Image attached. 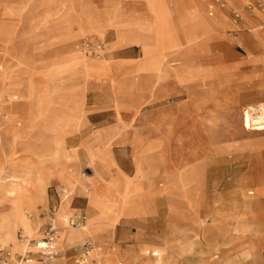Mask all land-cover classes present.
<instances>
[{"label":"rangeland","instance_id":"1","mask_svg":"<svg viewBox=\"0 0 264 264\" xmlns=\"http://www.w3.org/2000/svg\"><path fill=\"white\" fill-rule=\"evenodd\" d=\"M189 1L200 8L203 23L195 18ZM234 1L226 0L223 14L215 12L209 17V0H204L205 4L200 0H44L41 7L20 0L21 9L14 0H0V175L9 180L14 173L22 176L18 184L34 201L24 215L28 219L32 214V221L28 219L32 227L28 230L16 223V246L2 243L0 247L12 254L36 252L35 245L25 246V250L17 232L31 236L39 230L41 221L36 215L51 204L54 191L61 186L71 195L56 212L59 231L55 246L62 264L65 258L66 264H74L78 256L77 248L66 253L63 248L86 241L93 244L88 264H106L116 249L134 255L141 248L145 249L139 264H148L147 250L162 253L159 264H264V133L244 135L238 122L247 105L264 102V64L249 62L253 35L264 33V14L256 16L263 22L243 16V21L234 25L232 13L243 15L245 5L258 0H241L238 6L232 5ZM23 8L29 12L25 19L35 24L32 30L22 18ZM143 8L149 20L136 19ZM15 19L19 21L17 28ZM145 22L153 26L146 27ZM118 39L124 47L115 45ZM87 44L93 47V54L85 52ZM11 45L14 58L8 50ZM180 58L192 60L179 62ZM170 61L173 65L166 68ZM217 65L224 68L219 83L214 82L221 72L215 69ZM57 69L64 71L56 73ZM75 72L77 77L64 80ZM158 76H176L165 82L169 96L157 93ZM78 83L82 86L77 90L59 92L63 85ZM190 84L199 90L186 93ZM163 96L165 106L177 107L172 135L167 133L161 146L163 135L153 115L158 109L157 98ZM97 105L106 112L101 114L103 110ZM142 110L147 112L142 114ZM107 114L115 121L116 132L109 145L93 148L94 153L86 142L98 135V131H91L100 123L112 122L109 116L101 117ZM196 116L197 122L193 119ZM15 123L21 127H14ZM88 132L91 134L85 138ZM123 139L127 141L118 143ZM225 149L228 155L222 154ZM80 152L82 161L76 160ZM190 155L192 160H185ZM181 162L191 166L190 172L196 176L184 189L183 176L177 186L169 178L173 173H188L181 169ZM105 172L112 178L144 182L151 179L148 175L152 172L149 190L159 197L148 222L120 225L111 240L104 239L110 240L111 246L100 241L108 232L94 225L97 212L93 208H88L91 215L81 228L62 226L74 211L80 212L79 191L92 205H108L112 190L118 207L140 198V192L127 188L128 184L108 181ZM136 173L148 178L135 179ZM23 181L28 185L23 186ZM143 185L147 189V183ZM42 193L47 194L46 205L35 212L33 207L41 203ZM7 206L10 203L4 202L3 211ZM63 208L66 211L61 214ZM173 208L176 214L170 216ZM119 214L113 212L109 221L116 222ZM85 230H90V235L80 244L64 242L67 235ZM249 247L260 252L248 257ZM97 248L102 254L95 260Z\"/></svg>","mask_w":264,"mask_h":264},{"label":"crops","instance_id":"2","mask_svg":"<svg viewBox=\"0 0 264 264\" xmlns=\"http://www.w3.org/2000/svg\"><path fill=\"white\" fill-rule=\"evenodd\" d=\"M18 1H20V0H14V5L15 6H18V5H20V3L18 2ZM62 2H64L65 0H61ZM103 1H105V0H103ZM201 1V3H203V4H205V2H204V0H200ZM23 2H29L30 3V5H36V6H38V7H41V6H44V0H23ZM197 2V1H196ZM38 3H41V4H38ZM198 3V2H197ZM242 3V1L241 0H235L234 2H233V4L232 5H234V6H238V5H240ZM231 5V6H232ZM143 7H144V5H143ZM18 8L19 9H21L19 6H18ZM24 9V15H23V20H24V22L26 21V23H28V27H29V30L31 29H33V27H35L34 25V23L32 24V25H30L29 24V21L27 20V19H25V18H27V15H28V10L26 9V8H23ZM35 11H38L39 13H41L42 14V12L43 11H41V10H39V9H34ZM35 11H33V10H31V18H34V12ZM161 11V10H160ZM162 12V11H161ZM216 14L217 15H221L222 13L221 12H219V11H217L216 12ZM30 15V14H29ZM41 17V16H40ZM138 18H140V19H148L149 20V18H148V16H147V14H146V12H145V10H144V8H143V10L140 12V13H138V15H137V17H136V19H138ZM35 19V18H34ZM135 19V20H136ZM246 19V18H245ZM256 20H257V22H263V21H261V20H259V18H255ZM134 20V21H135ZM15 23H16V28L18 27V22L19 21H16V19L15 20H13ZM134 21H132V22H134ZM35 23H36V21H34ZM40 22H42V19L40 20ZM124 23H130V21H123ZM146 27H149V28H151L152 26H153V24L151 23V22H145V23H143ZM112 28V27H111ZM86 29H87V27H86ZM85 29V30H86ZM114 29V28H113ZM217 30H219V29H217ZM86 31H88V29L86 30ZM115 31V30H114ZM16 32H17V34L19 33L18 32V30L16 29ZM116 33H117V31H115ZM78 33V32H77ZM77 36V35H76ZM75 37V36H74ZM16 40V39H15ZM14 43V42H13ZM124 43L121 41V40H117V42H115V45H117V46H123L124 47V45H123ZM13 45V44H12ZM12 45L9 47V52L10 51H12V56H13V58H14V54H13V49H10L11 47H12ZM128 46H131V45H128ZM136 46V45H135ZM150 46V45H149ZM152 46V45H151ZM150 46V47H151ZM81 47H82V43L80 44V49H81ZM93 48V47H92ZM249 50H250V52L252 53V58H251V61H249V62H252V63H263L264 64V33H256V34H254L253 35V37H252V43L249 45ZM254 53V54H253ZM140 54H141V49H140ZM142 54H143V52H142ZM141 54V56H140V58L143 56ZM72 55V54H71ZM75 56V55H74ZM76 57V56H75ZM12 58V57H11ZM24 58V57H23ZM140 58L138 59V60H140ZM24 59H26V58H24ZM181 59L182 58H180V60H179V62H181ZM186 59H188V60H192V59H189V58H186ZM185 58L184 59H182L184 62H187V60H186ZM138 60H136L135 62H137ZM77 62V61H76ZM121 63H131L132 64V62H121ZM134 63V62H133ZM77 64V63H76ZM76 64H74V65H76ZM78 64H80V65H82L81 64V61H78ZM108 65V64H107ZM174 65H175V63H174ZM208 65H210L211 67H212V65L210 64V62H208ZM86 66H88V63L86 64ZM108 66H110V67H112V65H108ZM71 67V66H70ZM212 68H214V67H212ZM218 68H220L221 69V72H219L217 75H216V78L214 79V82H221V80H223V78H224V74L222 73L223 72V70H224V68L223 67H221V65L220 66H218L217 65V67H215V69H218ZM69 69V68H68ZM68 69H66V70H68ZM0 70H1V65H0ZM71 70V69H70ZM62 71H64V70H58L57 69V71H56V73H60V72H62ZM71 72H73V71H71ZM106 72V71H105ZM8 75L10 76V77H14L13 76V74L12 73H8ZM78 76V74L75 72V74H73V76L72 77H70V78H67V79H64L65 81H67V80H70V79H72V78H74V77H77ZM173 77H176V76H170V77H166V78H164V79H162L158 84H157V88H158V90H157V93H159V92H165L166 94H168V96H169V91L167 90V88H166V85H165V82L167 81V80H170L171 78H173ZM142 78H144V79H147V77H142ZM150 80V79H149ZM184 80L186 81V82H188L185 78H184ZM65 81H63V80H61V81H59V80H57V82L58 83H64ZM180 82V81H179ZM188 83H190V82H188ZM217 83V85L216 86H218L219 84ZM81 86H82V84L81 83H78V84H73V85H63L62 87H60V89H59V92H61L62 94H66V93H68V92H70V91H72V90H77V89H79V88H81ZM197 90H199V89H195L194 88V86L192 85V84H190V86H188L187 88H186V93H188V94H191L190 92H192V91H197ZM203 92V91H202ZM140 97H141V94H140ZM93 99H94V97H93ZM143 99V98H142ZM97 106H99V105H97ZM146 106V105H145ZM175 106V105H174ZM177 107V106H176ZM176 107H175V109H176ZM99 108H100V106H99ZM146 109V108H145ZM100 110H103L102 111V113L101 114H104L105 112H106V110L107 109H102V108H100ZM144 110V109H143ZM143 110L141 111V113L143 114V113H146L147 111H145V112H143ZM149 110V109H148ZM151 110V109H150ZM101 114H99V115H101ZM106 116H109L110 117V120H112V122H110V123H107V121H103L102 123H100L99 124V126L96 128V130L95 131H91V133H95L96 131H98L99 133H98V135H96L97 137H98V141H95V139H96V136H91L90 138H88L87 139V142H86V145H89V146H91V148H92V151H93V148H95V147H99V146H103V147H106L107 145H109L112 141V139H111V135L112 134H114L115 132H116V124H115V121L113 120V118H112V116H111V114H107V115H103V116H101V117H106ZM96 117V116H95ZM100 117V116H99ZM100 117V118H101ZM198 116H196L195 118H193L194 119V121H196L197 122V118ZM17 123H15V125H13L14 127L15 126H17L16 128H20L21 127V125L20 124H17ZM84 126H86V123L84 124ZM91 133H87L84 137L85 138H87V137H89V136H87L88 134H91ZM81 136V135H80ZM79 136V137H80ZM83 137V138H84ZM72 141H74V140H72ZM118 141V143H120V142H126L127 141V139H123V140H117ZM82 142V141H81ZM68 144H70V143H68ZM74 144H76V143H74ZM81 144V143H80ZM79 144V145H80ZM71 145V144H70ZM138 145V144H137ZM81 146V145H80ZM225 151V152H224ZM224 151H222V154H225V155H228V153H230L229 152V150L228 149H225ZM94 152V151H93ZM95 153V152H94ZM97 156V155H96ZM191 157H189V158H187V159H185V160H189V161H191L192 160V155H190ZM82 156H81V152H80V159H76V160H78V161H82ZM87 159V158H86ZM76 160H74V161H76ZM88 160V159H87ZM185 160H183V161H185ZM199 160H201V159H199ZM198 160V161H199ZM184 170H186V172H188L187 174H185V173H173V175H171V176H169V178H170V182L171 183H173L174 185H176L177 186V184L176 183H179L180 184V177L182 178V176L185 178V180H184V178H183V180H182V184H183V187H182V189H184L185 187H187L188 188V186H189V184L192 182V180L194 179V178H196V176L192 173V172H190L189 170H191V166H189V167H186V168H184ZM183 170V171H184ZM97 171H99V170H97ZM192 171V170H191ZM106 173V172H105ZM151 173L152 172H150V174L148 175V177H150L151 179H153L152 178V176H150L151 175ZM144 174H141V175H138L137 173H136V176H135V179H140V178H144ZM105 177H106V179L108 180V181H113V182H118L119 184H124V186H125V184H128V185H126V186H128L127 188H135L136 190H138L139 192H140V194H141V196H140V198L136 201V200H131L130 199V203L131 204H129L128 206H123V207H118L117 206V204L114 202V198H115V192L112 190V191H110L109 192V196H108V200H109V202H108V205H106V206H104V205H102L101 203H96V204H94V205H92V204H90V202H89V200H88V198L87 197H85L84 195H82V193L79 191V192H77V199H80V201H81V204H80V207H79V211H80V213H82L83 215H85V217H86V219L87 218H89L90 217V215H91V212H90V210L88 209V208H93V209H95L96 210V214H97V219H96V221L94 222V225H98V226H103V227H105L104 229L105 230H107V232H108V236H103V237H101V240L100 241H102L103 243H105L106 245H108V246H111V242H110V240H111V236L113 235V233L115 232V230H116V228L118 227V226H120V225H122V226H126V225H138V226H140V225H142V224H145L146 222H148L149 221V218L147 217L149 214H154L156 211V208L154 207V204H155V202L157 201V200H159V197H154V192L152 191V190H149V181L151 180V179H149V180H147V181H145L146 183H147V189H145L144 188V181H141V180H131V179H129V180H126L125 178H123V177H121V176H119V177H116V178H112L110 175H108L107 173H106V175H105ZM147 176H145V178H148ZM76 178V177H75ZM77 179V178H76ZM156 180H155V182H160V181H158V178H155ZM79 182L80 183H82L80 180H79ZM50 184H55V186H58L55 182H52V183H50ZM188 185V186H187ZM160 185H158L156 188H158ZM7 187V188H6ZM48 187V186H47ZM177 188V187H176ZM10 188H9V186L7 185V186H1L0 187V215L3 213V207H4V200L3 199H5V194H8L5 190H9ZM61 189H63V187H61V186H59V189L58 190H55L54 191V200L52 201L51 200V204H48V206H47V208L45 209V210H43V211H40L39 213H38V215H36V217H37V219L39 220V221H41V224H40V227H39V230H42V228H43V226L45 225V223H46V221H47V219H48V216H49V212H50V210H52V209H54V208H56L57 210H58V208H59V205L61 204V202H60V198H61V196H60V190ZM46 190H47V188H46ZM173 190H174V188H173ZM177 190H180V187L179 188H177ZM176 189L174 190V192L175 191H177ZM188 190H190V189H188ZM188 190H187V192H188ZM102 193H104L103 191L100 193L101 194V197L103 196L102 195ZM47 195V194H46ZM71 198V197H70ZM72 202H73V200H72ZM46 205V202H45V204L43 205V206H45ZM71 205H72V203H71ZM43 206H41L39 209H41ZM72 207V206H71ZM173 207V206H172ZM39 209L37 210V211H39ZM57 210H56V212H57ZM37 211H35V212H37ZM117 211H119V216L118 217H116V222H110L109 221V218L111 217V216H113V212H117ZM131 214V215H130ZM175 214H176V209H171V212L169 213V215L170 216H175ZM29 215H30V217L28 218L30 221H32V214L31 213H29ZM87 215V216H86ZM71 215H69V217H70ZM69 217L67 218V220L69 219ZM0 219H1V217H0ZM56 220H57V218H56ZM57 225L59 226V224H58V221H57ZM62 226H63V228L65 227H67V221L66 222H64V224H62ZM105 238H109L110 240L107 242L106 240H104ZM89 241H86V242H84L83 244H81V245H77V246H75V247H72V248H63V250H64V253H66L67 251H69V250H71V249H74V248H77L78 249V254H79V252H80V250H81V248H82V246L85 244V243H88ZM55 248H56V246H55ZM156 248H158V247H156ZM142 249H145V248H141V249H139L137 252H134L135 254L134 255H132V254H129V255H124L119 249H116L115 250V252H114V255H112L111 257H107L106 258V260H105V263L106 264H139L140 262H141V260H142V253H141V250ZM152 249V248H151ZM158 249H161V248H158ZM60 253V252H59ZM61 254V253H60ZM59 254V255H60ZM76 255V254H75ZM65 258V257H64ZM66 261H67V259L65 258V263L64 264H66Z\"/></svg>","mask_w":264,"mask_h":264},{"label":"bare ground","instance_id":"3","mask_svg":"<svg viewBox=\"0 0 264 264\" xmlns=\"http://www.w3.org/2000/svg\"><path fill=\"white\" fill-rule=\"evenodd\" d=\"M226 1V0H225ZM189 7L192 10V13L194 14L195 18L203 23L202 19H201V11L200 8L198 6H196L195 4L191 3V1H189ZM1 9V8H0ZM219 12H221L223 14V10H217ZM216 11V12H217ZM257 15L262 16L263 14L259 13V12H255L254 13V17L252 18H256ZM245 16V15H244ZM247 16H245L246 18ZM263 17V16H262ZM247 21H252L250 19H247ZM219 22V21H218ZM206 25V24H205ZM210 25V24H209ZM185 34V33H184ZM182 35V34H181ZM186 36V35H185ZM193 36V33L192 35ZM190 36V37H191ZM193 38V37H192ZM196 41V38H195ZM203 41V40H202ZM193 43V42H191ZM206 43V42H205ZM197 44V43H196ZM203 46V45H202ZM189 47V46H188ZM192 47V46H191ZM200 47V46H198ZM167 50L172 49V47H166ZM190 49V48H189ZM199 49V48H198ZM195 50V49H194ZM198 51V50H197ZM184 52V51H183ZM182 52V53H183ZM189 52V50H188ZM168 53V52H167ZM166 53V54H167ZM172 53V52H171ZM176 53V52H175ZM178 53V52H177ZM191 53V52H190ZM195 53V52H194ZM165 54V53H163ZM165 54V55H166ZM170 54V52H169ZM189 54V53H188ZM172 55V54H171ZM182 55V54H179ZM185 55V54H183ZM162 56V55H161ZM167 56V55H166ZM169 56V55H168ZM156 58V57H155ZM168 57H166L167 59ZM164 64V63H163ZM162 64V65H163ZM158 65V63H156V66ZM171 65H173L170 62L166 63V68L167 67H171ZM162 68V67H161ZM159 71V70H158ZM161 72V71H160ZM159 77V76H158ZM161 77V76H160ZM159 77V78H160ZM163 77V76H162ZM161 79V78H160ZM162 80V79H161ZM158 82V81H157ZM162 93V92H161ZM158 95V94H157ZM16 99V98H15ZM158 102V109L156 110L155 114L153 115V117L155 118V121L157 122V130L158 132L163 135V137L161 138V146H163V138L165 137V135L168 136L172 135V121L173 118L175 116V107L176 106H165V102L167 101L166 98L160 97L157 98L156 100ZM236 102V101H235ZM225 104V103H224ZM234 104V103H233ZM144 105V104H142ZM245 106V105H244ZM178 109V108H177ZM222 109V108H221ZM226 109V108H225ZM230 109V108H229ZM179 110V109H178ZM178 112V111H177ZM231 113V112H230ZM239 114V112H238ZM239 126L241 128V130L243 131V134L246 135L249 132H258V133H264V102L258 103V104H249L247 105L241 112L240 116H239ZM235 124V123H234ZM3 126L2 121H0V135L1 134V127ZM167 130V131H166ZM1 139V138H0ZM210 139V138H209ZM164 141V140H163ZM158 152V151H157ZM209 152V150H208ZM205 156V155H204ZM205 159V158H204ZM180 167L182 170H184V168L187 166L184 162L179 163ZM190 171V170H189ZM193 173V172H192ZM256 175V174H255ZM8 176V175H7ZM6 176V177H7ZM22 176H19L18 174H13L12 176H10V180L5 178L4 174L0 175V185L1 184H8L9 186V190H5L8 194H5V199L4 202L10 203V207L7 206V209H5V211H3V217L0 220V244L2 243H10L11 245L16 246V239H15V235H14V231H15V224L19 223L22 226H24L25 228H27L29 230V228L32 227V222L28 221L27 218H25V214H27V209L31 208L33 206V199L27 194V192L25 191V189H23L21 186H19V181L20 178ZM250 177V176H249ZM5 179V180H4ZM258 184V181H257ZM23 186H27L28 183L23 181L22 182ZM1 186H6V185H1ZM7 188V187H6ZM63 189H65L63 187ZM245 191V190H244ZM242 192V191H241ZM260 192V191H259ZM240 193V192H239ZM245 193V192H244ZM247 195V193H246ZM244 196V195H243ZM220 197V196H219ZM220 199V198H219ZM222 199V198H221ZM45 200H46V195L45 193H42L41 195V200H40V204H38L36 207H33L35 209L33 210H38L41 206H43L45 204ZM67 200V199H65ZM62 200V201H65ZM38 202V201H37ZM37 204V203H36ZM62 205V204H60ZM59 205V206H60ZM243 205V204H242ZM61 207V206H60ZM224 208V207H223ZM228 208V207H227ZM226 209V207H225ZM60 210V209H59ZM222 210V209H221ZM66 211V208H63V210L61 211V214H64ZM228 211V210H227ZM226 212V210L224 211ZM37 219V218H36ZM224 221V220H223ZM222 221V222H223ZM225 222V221H224ZM66 228H69L68 226ZM226 228V227H225ZM224 228V229H225ZM70 229V228H69ZM238 229V228H237ZM91 229V232L94 233V230ZM225 231V230H224ZM241 231V230H240ZM250 232V231H249ZM226 233V232H225ZM224 233V234H225ZM89 234L90 235V230H85V231H81V232H75V233H71L70 235H67L66 237H64V242L65 243H70V244H80L83 240V237L85 235ZM248 234V233H247ZM250 234V233H249ZM248 234V236H250ZM222 235V234H221ZM26 236V235H25ZM42 234L40 233V230H38L37 232H35L34 234H32L31 236H26L28 237L29 240H35L36 243L39 241V239L41 238ZM229 238V237H228ZM253 239V238H252ZM248 240V239H247ZM250 241V240H249ZM253 241V240H252ZM20 244L24 245V247H30L32 245H28L26 243H21ZM251 242H249L250 244ZM260 243V242H259ZM253 244V243H252ZM34 245V244H33ZM263 245V244H261ZM256 246V245H255ZM25 247V250H26ZM36 249V245L34 246ZM258 247V245L256 246ZM5 247H0V249H4ZM93 251V249H92ZM91 251V252H92ZM258 249L254 248V247H249L248 251L246 252V255L248 257H253L254 256V252H257ZM262 251V250H261ZM91 252L89 253V257L86 260L85 264L89 263V259H90V255ZM145 255H146V262L148 264H159L162 260H163V255L162 253H160L158 250H147L145 251ZM260 251H258L259 253ZM102 254V249L97 248L95 252H93L94 258L95 260H98L100 258ZM74 263V262H73ZM49 264H62L61 260H58L57 258L54 259L53 261H51Z\"/></svg>","mask_w":264,"mask_h":264},{"label":"built area","instance_id":"4","mask_svg":"<svg viewBox=\"0 0 264 264\" xmlns=\"http://www.w3.org/2000/svg\"><path fill=\"white\" fill-rule=\"evenodd\" d=\"M225 0H209L207 5V15L212 17L217 10H224ZM244 14L242 15L239 12L232 13V23L237 25L243 21V16L254 17V12H259L264 14V0L256 1L255 3H249L244 7ZM91 46L86 45L85 52H90L93 54ZM60 202L62 200L68 199L71 195L65 190H60ZM56 208L50 210L48 219L41 231V238L36 243L35 240H29L22 231H18L16 238L21 243H26L28 245H36L37 251H25L23 254H12L6 249H0V264H49L51 261L59 257V252L55 248V243L58 238L59 226L57 225L56 220ZM30 217V215H28ZM86 221L85 215L80 212L74 211L72 215L67 220V226L70 229L81 228ZM93 249L92 243H85L77 258L74 260V264H85L89 253Z\"/></svg>","mask_w":264,"mask_h":264}]
</instances>
